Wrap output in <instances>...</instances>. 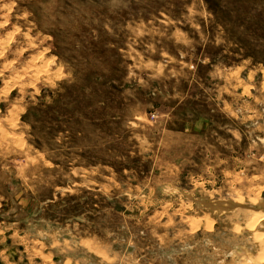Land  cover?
Here are the masks:
<instances>
[{
  "label": "rangeland",
  "instance_id": "rangeland-1",
  "mask_svg": "<svg viewBox=\"0 0 264 264\" xmlns=\"http://www.w3.org/2000/svg\"><path fill=\"white\" fill-rule=\"evenodd\" d=\"M263 217L264 0H0V264H264Z\"/></svg>",
  "mask_w": 264,
  "mask_h": 264
},
{
  "label": "bare ground",
  "instance_id": "bare-ground-1",
  "mask_svg": "<svg viewBox=\"0 0 264 264\" xmlns=\"http://www.w3.org/2000/svg\"><path fill=\"white\" fill-rule=\"evenodd\" d=\"M260 213H261V212H259V214H256V215H258V216H257V217H254L255 220L253 219V221H256V222H257V219H258L259 217L261 218L262 215H260ZM263 219H264V217H263ZM263 219H262V220H259V221H260V222H261V221L263 222ZM259 221H258V222H259ZM253 224H255V223H253ZM253 224H250V226L253 225ZM251 228H252V226L250 227V229H251ZM247 230H248V229H247ZM251 231H252V230H251ZM260 234H262V233H260ZM260 234H259V235H260ZM262 235H263V234H262ZM256 236H257V235H256ZM257 237H258V236H257ZM260 237H261V235H260ZM259 239H260V238H259ZM260 240H261V239H260ZM255 241H256V240H255ZM261 241H263V240H261ZM261 243H262V242H261ZM263 243H264V242H263ZM259 244H260V243H259ZM262 245H263V244H262ZM261 247H262V246H261ZM263 248H264V245H263ZM263 248H262V249H263ZM262 249H261V250H262ZM263 251H264V250H263ZM260 252H261V251H260ZM260 254H261V253H260ZM259 257H260V256H259ZM262 257H263V256H262Z\"/></svg>",
  "mask_w": 264,
  "mask_h": 264
},
{
  "label": "water",
  "instance_id": "water-1",
  "mask_svg": "<svg viewBox=\"0 0 264 264\" xmlns=\"http://www.w3.org/2000/svg\"><path fill=\"white\" fill-rule=\"evenodd\" d=\"M233 208L236 207V206H232Z\"/></svg>",
  "mask_w": 264,
  "mask_h": 264
}]
</instances>
